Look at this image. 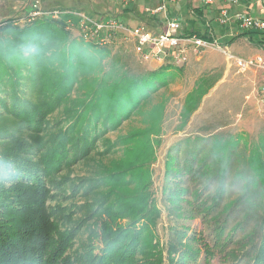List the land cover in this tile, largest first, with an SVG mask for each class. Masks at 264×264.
<instances>
[{
	"label": "rangeland",
	"instance_id": "rangeland-1",
	"mask_svg": "<svg viewBox=\"0 0 264 264\" xmlns=\"http://www.w3.org/2000/svg\"><path fill=\"white\" fill-rule=\"evenodd\" d=\"M33 3L43 10L75 9L86 13L94 21L110 17L129 26L144 23L155 33H160L165 25L164 15L157 16L163 20L161 23L146 12V9L156 7L155 1L145 3L144 0H0V23L12 18L23 23ZM170 4H176L173 8L184 13L188 9L187 0H174ZM133 5L135 12L122 20L123 7L132 10ZM144 9V20L141 21L139 14ZM169 16L180 21L170 10ZM183 22L180 21L181 27ZM218 25L217 22L214 27ZM68 32L73 39L80 37L73 29ZM243 47L246 48V45H241L239 52ZM103 48L111 51L104 68L111 58L118 57L122 64L138 73L156 70L166 64L175 67L171 60L167 63L142 62L126 35L118 36L113 44ZM228 50L240 58L252 56L243 57V54ZM175 68L180 71L166 91L171 98L166 102L164 121L154 127L156 130L162 126L160 132H150V135L144 132L137 138H126L129 132L147 127L145 122L142 124L140 113L117 131L108 133L98 142L94 141V148L86 158L56 173L47 183L49 186L44 193L46 203L43 209L54 223L53 238L70 234L64 256L70 260L65 264H84L88 259L99 258L104 255V247L111 244L107 239L118 233H124L121 240L125 253L122 254L119 248H109L107 251L116 255L109 264H174V261H180L182 255V263L187 256L185 264H247L245 255L251 240L245 234L250 231L252 222L245 224L246 221L242 220L245 219L246 205L252 201L249 198L258 199V192L263 189L262 185L253 187L251 179L248 181L250 188L247 189L245 182L248 178L246 173H249L248 157L254 152L262 155L264 150V116L258 108L261 75L254 71L242 72L230 66L218 49H208L200 55L190 52L188 62ZM98 75L83 74L80 85L63 100L58 109L46 117L44 133L33 137L45 147L48 146L65 127L64 121L72 103L77 102ZM201 78L209 81L213 89L203 99L200 109L194 112L189 123L182 127L180 112L184 99ZM160 99L161 94L144 106V112L157 106ZM13 122L3 118L0 126L12 131L10 127ZM12 132L13 137H8L12 143L6 144L9 150L20 145L22 148L30 146L32 138L27 133L16 136ZM211 135L232 141L226 148L225 159L229 164L223 169L222 177L218 176V169L224 157L218 148L223 143L216 142L215 137V143H212ZM200 137L207 140L196 142L195 139ZM44 149L47 147L39 149L38 158ZM19 150L17 152L22 151ZM151 152L152 157L149 155ZM140 156H144V162ZM186 159L194 160L191 163L194 173L183 171ZM168 163L173 166L170 170ZM211 168L213 175L207 173V169ZM168 171H180V175ZM209 177L216 180L212 179L206 186V180L211 179ZM221 179L224 184L222 197L214 206L212 202L220 189ZM177 187L187 190V194H176L179 197L174 194L171 198L172 189ZM1 189H5L15 200L29 197L27 201L24 200L22 209H27V205L31 207L33 199L41 196L38 191L33 194L27 191L25 194V189L8 183ZM254 215L252 212L251 217ZM225 220L227 230L217 236L214 228L218 226V221ZM239 225L240 228L237 227ZM175 227L180 232L173 235L171 230ZM235 227L237 229L232 231ZM172 243H180L188 248L183 247L177 255L169 256ZM108 254L105 252V260Z\"/></svg>",
	"mask_w": 264,
	"mask_h": 264
},
{
	"label": "trees",
	"instance_id": "trees-1",
	"mask_svg": "<svg viewBox=\"0 0 264 264\" xmlns=\"http://www.w3.org/2000/svg\"><path fill=\"white\" fill-rule=\"evenodd\" d=\"M129 11L124 10L125 13ZM193 11L200 17V9ZM69 29L71 30L64 20L52 19L44 13L34 17L26 16L23 23L16 18L0 23V120H13L10 128L16 136L27 133L32 138L30 146L22 148L20 145L9 150L6 144L12 143L9 138L13 137V132L0 126V264H65L70 260L64 257L70 234L53 238L54 223L46 209H43L46 203L44 193L49 186L47 183L56 173L86 158L94 148V141L98 142L108 133L117 131L140 113L142 124L145 122L147 127L129 132L126 138H137L144 132L149 135L150 132H160L162 124L156 130L154 127L164 121L166 102L171 98L166 91L180 71L175 68L177 66L166 64L156 70L138 73L122 64L118 56L116 59L111 58L104 68L111 51L81 37L73 39ZM183 34L215 41L208 32L202 34L200 31H186ZM240 37H245L251 44L264 49V33L242 32ZM85 73L99 75L94 77L77 102L72 103L64 121L65 127L46 145L47 149L41 151L43 154L38 158L39 149L46 147L34 138L35 135L44 133L46 117L58 109L63 100L80 85ZM212 87L209 81L201 78L187 94L180 112L182 127L189 123ZM160 94L157 106L150 107L145 113L144 106ZM209 137L212 138V143H215L214 137L216 142L223 143L218 148V152L224 157L218 169V176L222 177L223 169L229 164L225 159L226 148L232 141L230 138L224 140L218 135ZM203 139L207 140L206 137L195 140L199 142ZM17 149L23 152H17ZM149 155L152 157V152ZM140 158L144 162V156ZM248 160L246 188H250L248 181L251 179L253 187L262 185L263 189L258 192V199L249 198L252 201L246 205L245 219L242 221H246L245 224L252 223L250 231L245 234L251 240L245 256L247 264H264V150L262 155L252 153ZM193 161L186 159L183 171L194 173L191 164ZM170 163L167 165L168 170L173 167ZM206 167L207 165L204 168ZM168 172L180 175V171ZM207 173L213 175V168L207 169ZM209 178L211 179L205 182L206 186L212 179L216 180L214 177ZM7 183L25 189V194L27 191L30 194L38 191L41 196L33 199L31 207L27 205V209H22L24 200L27 201L29 197L15 200L5 189H1ZM223 186L221 179L220 189L217 190L212 205L215 206L221 199ZM172 190L171 198L174 194H187V190L183 191L181 187ZM252 212L255 214L253 217ZM60 221L63 223V218ZM240 225L237 227L240 228ZM225 229L227 230V221H218L214 232L220 236ZM178 232L180 231L176 227L171 230L173 235ZM123 234L118 233L107 239L111 244L104 247V255L109 252L106 260L101 255L92 261L88 259L84 264H109L116 257L114 252L107 251L109 248H119L124 254L125 247L121 240ZM183 247L188 248L180 243H172L169 256L177 255ZM182 257L183 255L180 261L173 260L174 264H185L187 256L183 263Z\"/></svg>",
	"mask_w": 264,
	"mask_h": 264
},
{
	"label": "built area",
	"instance_id": "built-area-1",
	"mask_svg": "<svg viewBox=\"0 0 264 264\" xmlns=\"http://www.w3.org/2000/svg\"><path fill=\"white\" fill-rule=\"evenodd\" d=\"M213 1L205 0V4L211 5ZM223 1L230 6L239 5L241 2V0ZM261 1L264 4V0ZM171 2L174 0H160L159 5L154 9H146L153 18L164 15L165 25L160 33L152 32L144 24L124 25L110 17H102L99 21H94L86 13L75 10H43L36 3L31 4L26 16L34 17L44 13L52 19L64 20L82 39L94 42L100 47L110 46L118 36L126 35L134 44L135 53L142 62L167 63L171 60L173 65L181 67L188 62L190 52L200 55L208 49H218L225 55L230 66H235L242 72L254 71L262 75V84L258 91V108L264 116V55L240 58L233 55L228 47L220 45L218 41L210 42L197 35L184 36L180 21L169 16ZM217 22L221 27L232 23L241 32L264 33V19L241 12L231 16L228 8L221 9Z\"/></svg>",
	"mask_w": 264,
	"mask_h": 264
},
{
	"label": "crops",
	"instance_id": "crops-1",
	"mask_svg": "<svg viewBox=\"0 0 264 264\" xmlns=\"http://www.w3.org/2000/svg\"><path fill=\"white\" fill-rule=\"evenodd\" d=\"M154 1H155L154 6L157 7L160 3V0H144L145 3L146 2L152 3ZM173 6H176V4L174 5L170 4L169 10L171 14L173 16L175 15L176 18H178L181 22L184 21L182 25L183 32L200 31L202 34L208 32L211 38H213L215 41H218L222 45H226L229 49H231L234 52L243 54L242 55L243 57L246 55L248 56L250 54H252V56L253 55H264V49L258 48L255 45L251 44L247 38L240 37L242 32L237 29L236 25L230 23V25L226 27H221L220 25H218L217 28L214 27V24L215 25L217 24V19L220 15V11L222 8H228L231 16H233L235 13L241 12L245 14H250L256 18L264 19V4L262 3L261 0H241L239 5H236V6H230L226 4L223 0H214L213 4L211 5L205 4L204 0H187L188 9L185 13L173 8ZM131 7L133 8L132 9L133 11L128 7H123L124 8L122 11L123 17H121L122 20L127 19L128 15H130L129 13L135 12L134 5ZM127 9H129L130 11L128 13H125L124 10L126 11ZM194 9H200L201 11L200 17L196 16V14L193 11ZM144 12H145V9L142 13L139 14L141 21L143 20L142 17H143ZM132 14L135 15V13H132ZM157 20H158L157 22H160V21L161 23L163 22V20L160 19V17L157 18ZM140 24H144V23H140ZM243 44L246 45V48L243 47V49L239 52L240 46ZM253 51L255 52L253 53ZM226 72L227 70L224 71L222 78L224 77ZM260 77H261V84H262V75ZM212 89L213 87L208 91V93L204 96V98L209 94V92ZM201 105L202 104H200L197 110L200 109Z\"/></svg>",
	"mask_w": 264,
	"mask_h": 264
}]
</instances>
